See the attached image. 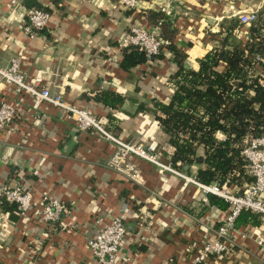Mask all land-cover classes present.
<instances>
[{
	"label": "crops",
	"instance_id": "crops-1",
	"mask_svg": "<svg viewBox=\"0 0 264 264\" xmlns=\"http://www.w3.org/2000/svg\"><path fill=\"white\" fill-rule=\"evenodd\" d=\"M15 1L13 6L0 0V65L18 54L27 80L39 75L40 85L99 117L113 135L152 145L163 162L169 161L167 135L138 103L167 100L176 64L162 48V56L124 70L121 38L134 23L152 28L145 10L164 7L176 29L174 42L196 68V58L217 43L212 32L220 19L264 7V0H136L135 8L115 0ZM30 6L48 12L46 26L34 37L21 28ZM238 35L245 38L246 32ZM106 89L121 95L114 106L96 97ZM0 98L15 110L0 128V185L19 180L31 193L29 207L16 218L0 209V264H96L86 240L113 215L126 226L118 258L129 264H186L201 241L214 237L228 201L222 208L190 179L129 155L143 178L135 182L105 165L114 143L99 131L79 129L62 108L16 93L8 83ZM187 167L174 168L193 176L196 165ZM42 195L65 207L52 224L38 215ZM258 239L264 240V215L257 225L233 226L227 249L203 264H262Z\"/></svg>",
	"mask_w": 264,
	"mask_h": 264
},
{
	"label": "trees",
	"instance_id": "trees-1",
	"mask_svg": "<svg viewBox=\"0 0 264 264\" xmlns=\"http://www.w3.org/2000/svg\"><path fill=\"white\" fill-rule=\"evenodd\" d=\"M168 15L161 9L145 10L147 22L157 25L158 35L167 40L150 59L162 56L165 48L176 64L167 80L171 92L165 101L151 97L148 104L139 102L138 108L152 113L167 135L172 166L188 170V165L195 164L197 181L236 192L252 179L244 171L240 153L244 140L264 133V7L245 28L236 16L220 19L212 32L217 43L196 58V68L184 64L186 53L174 42L176 29ZM240 30L246 32L245 38L238 35ZM144 60L136 45L121 47L119 64L124 70ZM96 97L112 106L121 100L109 89ZM208 197L222 208L228 205L213 193L208 192ZM0 209L9 219L19 214L16 203L2 196ZM261 215L241 208L233 226L257 225Z\"/></svg>",
	"mask_w": 264,
	"mask_h": 264
},
{
	"label": "built area",
	"instance_id": "built-area-1",
	"mask_svg": "<svg viewBox=\"0 0 264 264\" xmlns=\"http://www.w3.org/2000/svg\"><path fill=\"white\" fill-rule=\"evenodd\" d=\"M13 6L17 4L15 0H8ZM120 6L135 8L136 0H115ZM161 10H166L160 7ZM168 12V11H166ZM25 18L21 23L22 30L28 37H34L46 26L48 12L39 6L27 7L24 11ZM238 21L248 24L256 18V11L253 9L236 12ZM158 35V26L153 25L147 28L140 23H134L127 33L121 38L120 46L128 44L136 45L141 49L146 57L151 56L161 49V45L166 43ZM41 77L33 76L27 80L25 74L20 69V57L13 54L8 58L5 65H0V93L5 83L12 85L16 93L27 92L34 98L45 99L52 104L62 108L67 115L75 121L76 126L81 129L94 128L105 138L114 143L112 151L105 159V165L119 171L125 177L142 182L140 168L129 158V155L141 157L160 169H167L176 174L193 181L203 191H209L221 196L228 201L230 206L224 216H222L214 229V237L201 241L199 247L190 255L186 264H203L209 257L217 256L227 249L230 244V230L233 228L234 218L241 208L250 211L264 212V133L249 136L240 150L245 159L244 171L252 179L243 184L240 194L231 193L224 185L217 186L215 183L205 184L197 181L194 176H187L179 169L174 168L169 161L163 162L159 159V153L150 144L144 145L136 140H123L101 125V120L92 113L73 104L66 103L58 92H52L46 86L39 84ZM15 114L12 103L0 98V128L8 124V120ZM0 196L7 201L15 202L19 214H22L30 205L31 193L24 189L19 180L13 185L2 183L0 185ZM39 217L45 223L57 221L65 209L63 203L56 197L42 195ZM126 226L118 215H113L102 223L96 231L87 238L86 243L96 264H129L118 258L119 246L122 242ZM258 241L264 245L263 239ZM264 264V258L263 263Z\"/></svg>",
	"mask_w": 264,
	"mask_h": 264
},
{
	"label": "rangeland",
	"instance_id": "rangeland-1",
	"mask_svg": "<svg viewBox=\"0 0 264 264\" xmlns=\"http://www.w3.org/2000/svg\"><path fill=\"white\" fill-rule=\"evenodd\" d=\"M256 13H258V11ZM207 22L210 23L208 20H207ZM210 24H213V21ZM242 26H243V28L247 27L245 24H243ZM217 136H220V134H217ZM240 188H243V184L241 185ZM229 191L231 193L235 194V195H238V194L241 193L242 189L238 188V189H236V192L235 191H231V190H229ZM253 212H257V213H260V214L264 215V212H260V211H253Z\"/></svg>",
	"mask_w": 264,
	"mask_h": 264
},
{
	"label": "water",
	"instance_id": "water-1",
	"mask_svg": "<svg viewBox=\"0 0 264 264\" xmlns=\"http://www.w3.org/2000/svg\"><path fill=\"white\" fill-rule=\"evenodd\" d=\"M207 20H208L210 23L213 21L211 17H207ZM184 64H185V65H189V62L186 60V61L184 62ZM183 167H186V164H184Z\"/></svg>",
	"mask_w": 264,
	"mask_h": 264
}]
</instances>
